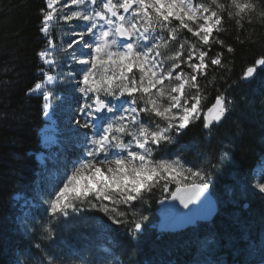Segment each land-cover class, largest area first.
Wrapping results in <instances>:
<instances>
[{"label":"snow or ice","instance_id":"6c2138e0","mask_svg":"<svg viewBox=\"0 0 264 264\" xmlns=\"http://www.w3.org/2000/svg\"><path fill=\"white\" fill-rule=\"evenodd\" d=\"M37 18L38 78L25 95L39 98L44 117L39 175L15 194L20 252L37 259L16 256L13 264H61L71 248L64 255L57 249L71 228L108 245L106 253L138 247L152 223L145 213L156 191L174 217L161 229L191 223L190 206L210 216L217 201L264 199V157L257 168L230 175L211 199L232 160L230 145L212 147L235 107L229 90L264 77L261 52L228 83L237 49L222 35L234 23L237 44L255 43L241 34L245 25L264 22V0H43ZM15 71L5 65L0 75ZM221 79L226 89L216 88ZM210 89L216 94L206 106ZM197 123L199 141L185 143ZM205 243L212 248L217 241Z\"/></svg>","mask_w":264,"mask_h":264},{"label":"trees","instance_id":"16d2710c","mask_svg":"<svg viewBox=\"0 0 264 264\" xmlns=\"http://www.w3.org/2000/svg\"><path fill=\"white\" fill-rule=\"evenodd\" d=\"M43 0H0V70L5 65H15L16 71L0 75V80L11 81L0 86V264H13L16 251H20L23 233L16 226L14 195L26 192L38 176L37 149L39 129L44 121L40 114V100L25 95L26 88L38 77L35 68L38 61L34 52L40 45L37 33V13ZM228 29L222 38L232 43L237 52L233 58L231 80L238 78L242 67L253 56L264 52V22L245 25L241 39L250 36L255 43L239 45L235 42L237 29L234 23H226ZM264 77L243 88H233L229 94L235 107L228 119L216 129L212 147L221 142L231 146L232 165L236 173L252 170L264 155V92L259 91ZM223 79L216 88H227ZM216 93L209 90V106ZM201 126L191 128L184 142L194 138L199 141ZM201 147H204L201 144ZM207 150V149H206ZM228 167V166H226ZM231 170L217 177L216 191L223 190L229 182ZM158 203L157 200L152 201ZM249 208L242 207L237 215L232 208L219 209L210 222H198L196 226L176 232L160 231L157 223L149 224L146 240L130 250L116 253L129 264H204L206 260L219 264H259L249 262L247 251L259 243L264 232V199L254 197ZM27 240V237H23ZM205 241H217L212 249L201 247Z\"/></svg>","mask_w":264,"mask_h":264},{"label":"rangeland","instance_id":"374dc122","mask_svg":"<svg viewBox=\"0 0 264 264\" xmlns=\"http://www.w3.org/2000/svg\"><path fill=\"white\" fill-rule=\"evenodd\" d=\"M262 86L264 87V83ZM43 121H44V117H43ZM43 126H44V123H43L42 127ZM41 128L39 129V132H40ZM185 143H187V142H185ZM185 156H187L189 159L194 160L195 159V152L194 151H188L185 153ZM262 157H264V155ZM260 160L253 167V169L257 168V166L260 163ZM37 161H38V159H37ZM38 164H39V161H38ZM232 164L233 163L231 160V165L229 168V170H231L230 175H233V176L238 175V173H236L234 171ZM230 182H231V180H230V176H229V182L228 183H230ZM218 193L219 192H217L216 190L212 193L215 200H217V194ZM254 197H258V196H249V197L245 198L244 199V205H241L238 201L228 202V203H225L223 201H217V204L219 206V209L231 207L232 208L231 210L234 213V215H237V213L240 211V209L242 207H244L246 209L249 208V206H250L249 204ZM13 198L15 200V195ZM160 198L161 197H160L159 191H156L151 197H149L148 199H149V203L151 204V211L145 213L146 215L150 216V219L152 220L151 224L157 223V226L159 225L161 217L156 213V210L158 208V203L153 204L152 201L155 199L158 202ZM16 226L18 229L17 220H16ZM64 237H65V240L63 242L64 247L58 248L57 251H60L61 254L64 255L65 251L70 247L71 252H68L67 256L61 262V264H115V261H117V260L120 262V264H129L126 261V259H124L121 256V254L116 253L115 247L109 249V251L106 253L104 251V249L108 248V245L97 246L94 242V239L92 237L88 236L87 231H83V234H82V230H80V229H77V228L67 229L64 231ZM34 242L38 243L39 240H35ZM259 243H260L259 246H258V244L257 245L252 244L251 247L248 249V251H247L248 256L247 257H248L249 262H260L261 256H262V254H264V232L259 237ZM204 245L205 244H202L201 247H204V248L207 247L208 249H212L209 247V245H206V246H204ZM105 255L109 256L108 260L103 259V257ZM16 256H19V258L22 262H25L26 260H31L34 262L37 259L36 257H30V258L26 257L20 251H16L14 253V257H16ZM14 257H13V260H14Z\"/></svg>","mask_w":264,"mask_h":264},{"label":"water","instance_id":"95a60500","mask_svg":"<svg viewBox=\"0 0 264 264\" xmlns=\"http://www.w3.org/2000/svg\"><path fill=\"white\" fill-rule=\"evenodd\" d=\"M211 199L215 200V198L213 197V195L211 196ZM181 210L183 212H189V209H183L182 206H180ZM190 208L192 209L191 215H193L195 217V219L191 222V223H184V224H180L176 227H171V228H167V229H161L160 225L162 223H164L165 221H168L169 223H173L174 222V217L168 213H165L162 210L161 205L158 203V208L156 210V213L161 217V220L159 222L158 228L161 231H165V232H176V231H182L185 230L189 227L195 226L197 224L198 221H204V222H209L212 221L216 215L219 212V206L217 204V209L216 211L210 215V216H204L200 213L197 212V209L195 208V206H190Z\"/></svg>","mask_w":264,"mask_h":264}]
</instances>
